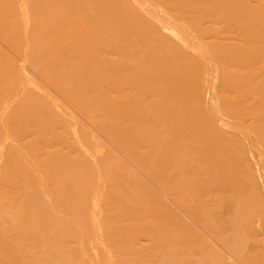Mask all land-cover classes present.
I'll use <instances>...</instances> for the list:
<instances>
[{
	"label": "rangeland",
	"instance_id": "374dc122",
	"mask_svg": "<svg viewBox=\"0 0 264 264\" xmlns=\"http://www.w3.org/2000/svg\"><path fill=\"white\" fill-rule=\"evenodd\" d=\"M20 1L22 2V4H21V2H19V0L18 1L17 0L16 1L0 0V19L4 18L3 20H0V41H1L0 42V46H1L0 47V51L2 52V53H0V86L4 87V89L6 90V91L4 90L5 93L4 92L1 93V94H4L5 96L0 94L1 95L0 96V100L3 101V102L0 101V104L3 103L2 106L5 104V109H8V110L4 109V112H1L2 110L0 111V129H1L0 133H1L2 136L4 135V133L7 134L6 137H5V135L3 136V138L5 137V139H6L5 141H7V142H8L7 136H8V138L10 136V139H17L18 140L17 142L15 140H10L8 143L4 142L3 138L0 140V156L2 154H3L2 156H4V158H1L2 156L0 157L1 160L3 159L2 161L0 160V163L3 164V165L0 164L1 165L0 166L1 167L0 170L4 169V171H6L7 174H9V176H10V177L6 178V176H8V175L5 173L6 176L3 177V178H6V180L5 179L1 180L2 178H0V182H1L0 183V193H1L0 194V213H1L0 214V218L2 219V220L0 219V264H22V263L26 264V262H28V264H38V263L39 264H44V263L45 264H55L58 261L59 262L57 264H63V263L64 264H76L77 262H80L78 264H84V263L85 264H91V263L92 264H96V263L99 264V262H100L99 260H102L100 262V264H102V263L103 264H114V263L115 264H121V263L123 264V262H124V264H138V262H140L139 264H143L142 263L143 260L146 261L148 259L154 258L153 260H149L150 263H153L152 261H156L155 260L156 258L158 260L159 255H162V253H163V252H161V250H159L161 247L160 248H158V247L162 246V248H164V244H166L168 241H170V242H168V244H166V249L167 250H163L164 251V255H162L161 259L159 260L161 262V260L164 259V261H162L163 263H158V262L155 263L154 262V264H157V263L158 264H165V262L167 263V261H166L167 259L165 260L164 256H169L168 259L171 258V255L175 256L174 254H178V253H180L182 251V248H181L182 246H183V250L184 251L185 250H190V249L192 250V251L190 250L189 252L197 251V250H200V249L205 248V247H211L212 250H210V251H211L212 255H214L213 256L214 260L207 261V264L213 263V261H214L213 264H215V261H216V263L219 262L217 264H264V228H263L264 227V167L260 166V165H263V162H264V157H263V155H264V151H263L264 150V141L260 140L261 137L264 138V136H261L262 135L261 133H263V130L262 129L259 130V131H261V133H259V135L253 136V135H251L252 133L249 134V132L242 131L243 130V129H241L242 127L238 128L240 126H244V128L246 129V127L248 125L257 124V123L260 124L259 122H262L264 120L252 121V120H257V119L256 118L252 119L253 116L248 113L246 118H248L249 116H252V117L251 118L249 117L250 120L249 119L247 120L243 116V119L244 120L246 119V123L247 124L243 123L244 125H241L243 119L239 120L240 118H238V120L241 121V123H240L238 120H236L237 118H236V114L235 113L238 114V112H240L238 115H241L242 113H241L240 110L244 111L243 109H240L239 111L235 110L236 112L233 111V109H231L230 112L226 113V111H225L226 107H225V103L224 102H223L224 104H220L221 101H216V99L215 100L214 99L213 100H211V99L209 100V98H206V97L209 96V93H211L210 91H213V90L214 91H216V90L218 91L221 88L220 87L221 80L222 81H227L229 78H231V75H229V74L228 75L216 74L217 70H221L220 68H216V66H215V68L213 67V69H210V70L206 69V71L209 70V71H207V76L209 77L208 79L212 78V79H210V81L212 83L208 84V86L211 87V90L209 89V87L206 84H202V86L198 87V89L196 90V94H197V96H199L201 98H199L198 103L192 105V107L193 106L196 107L197 105H199V102L202 103L204 105V107H205V108L202 107V109L200 110L202 115L204 117H207L208 119L214 121V124H216L215 125L216 129L222 130V128L220 129V127H217V125L221 126V127L227 125V127H223L222 131H225V136L221 137V138L220 137H216L211 130L206 129V126L203 123L200 124V128L196 129V131L191 133L193 135L199 136L200 138L204 137L203 139H206V138L210 139V143H209L210 150L214 151L219 156L224 157V161L220 162L218 160H212V161H207V162H201V163H198L199 166L198 165L197 166H192L193 169H191V168H188V169L185 168L186 170L181 169L183 171H180V169L172 167L168 171H165V172L158 171V172H160V174L157 176V178H154V181H151L150 178L148 177L149 176L148 170H146V169H144V170L141 169L140 170V168L138 170L137 169L134 170L133 168H136V166H132V164H130L128 162L130 165H128V164L127 165L129 167H131V170L128 167L129 169H125L123 173H120L119 175L116 176L114 174L115 171H113L109 167L108 162L111 161L110 158H112V156L117 157V155H115L116 153L120 154L118 152V150H117L118 148L114 144H112L111 139H109L108 136L106 137V134H103L102 131H101L102 132L101 133L100 129H98V127L95 124H93V121L90 120L92 118V116L95 118L96 114L97 115L100 114L99 116H101L103 118L100 117L101 118L100 119L97 115H96L97 116L96 118L99 119L100 122H101V120L105 119L104 118V116H105L106 119H108V120L105 119L104 123H106L110 127H114L115 124H117V121H119L115 116H113L114 114H109V112H106L101 107V105H100V107H99V105L95 106V104L100 99V97H99L100 95L98 94L97 98H94V97L99 92L98 91L99 88L100 89L105 88L103 90H100L101 92H104V90H107L106 84H105L106 82L105 83L104 82L101 83L99 78L97 79V80H99V83H101V85L104 86V87L101 86L102 87L101 88V87H99L100 85H98L96 83L97 80L94 78L92 83L89 84L90 86L86 85V87L88 86V91H89V90L94 89L95 84H97L96 85V89H94L95 91L92 92V94L89 95L88 93H84V94H87V96H91V95L93 96V94L96 93L94 95V97L91 96L93 98V100H92L91 97H88V99L90 98V100H92V103L89 102L91 104V107H89V108L93 109L94 108L93 106L96 107V109L94 108V110H92L94 112H89V114L90 113L91 114L88 115L87 112L85 113L81 109L78 110V108L76 107L75 104H74L75 107H73L72 104L68 103V101L72 100V99H69V98L68 99L67 98L64 99L62 96H60L58 94V92L56 90V87H55L56 85L61 86V87L65 86L67 88V93L69 91H71L70 93H72L73 91L76 90L75 92H78L77 94H79V96H80V94H81L80 91L83 89L81 87H84L85 84L82 85L83 84L82 82L79 83L80 80H78L79 81L78 82L77 78H74V79H72V80H74L73 82H71L72 80L70 81L72 83L71 85H67L70 82H68L67 84L61 85L62 83L67 82L66 81L67 79L70 80L69 78H72L74 76L66 78L65 81L62 80L63 78L60 79V80H62L64 82L59 81V78L57 80L53 79V76H54V74L56 72L54 68H49L48 72H51V73L47 72L48 74H50L49 76H47V77H43L42 76L43 78H45V80H44V79L39 77L40 75L38 74V72L35 69H30V65L26 66V65H28V61H26V58H24L22 56V55L27 53L26 52L27 46H28V50L27 51L30 54L28 53V54H26V56L27 55H31V52L33 50L32 48H29V46H31V47L33 46V45L29 44V43H33V42H30V40L33 39V38H31V36L33 35V33L38 34V33L42 32V31L37 32L36 29L34 28L33 23H32L34 21H37V19H38V17H36V13L39 14L38 15L39 18H41V16H43L42 14H46V15H44V16H46V18L45 17H44V19L42 18L43 19L42 22L44 24V21H45L46 22L45 25H48L47 23H50L49 21H51V18L53 19L52 21L59 20V18H60V21H61L60 23L63 24L64 21H65V18H66V16L68 14L75 15L76 12L74 10H72V9H68L67 11H63L62 13H60L58 10L55 12V11H53L55 9L54 6H51V5L50 6L47 5V7L45 5L46 8L44 7V9H46L47 11L44 10V9H43V11H40V10L37 9V5H39V7H41V6H40V4L36 3L35 0H30L29 2L28 1L23 2V0H20ZM34 1H35V3L37 5L33 4ZM64 1H66L67 5L69 7H74V6L78 5V4H75V2L76 3L79 2V1L83 2L84 0H64ZM97 1L106 2V1H110V0H102V1L101 0H97ZM82 2H79V3H82ZM140 2L141 1H139V0H129V2L127 1L124 5H125V8L129 7V8H126V9L131 10L133 12V14H135V12L138 10V8L140 9V7H139V5H141ZM17 3H18V5H16ZM147 5L150 6V3L147 4ZM9 6H11L10 7L11 9L8 8ZM34 6H35V9H37L36 12H34L35 9L32 10V8ZM214 6H216V7H214ZM24 7L29 9L30 11L25 9ZM209 7L211 9L212 8L213 9L214 8L217 9V8H221V5H220V3H214L213 4V2H212V4H210ZM12 8H14V10H12ZM52 8H53V10H52ZM22 9H24L28 13H31V15H28V13L24 14L25 11L23 10L24 11L23 12ZM40 9H42V8H40ZM13 11H14V13H12ZM15 11H17V12H15ZM234 12H236V11H234ZM234 12H232V13H234ZM33 13H35L34 14L35 16L33 15ZM23 14H24V16H23ZM90 14L91 13H89L88 16H90ZM235 14H237V13H235ZM16 15H19L20 18H18ZM49 15H51V16H49ZM54 15L58 16V17H55ZM93 15L94 14H92L91 17H87V18L90 19V18H92ZM95 15H96V13H95ZM233 15L234 14H230V13L227 14L228 22H231V20L233 18ZM27 16H31V17L28 18ZM60 16H62V17H60ZM225 16H226V14H225ZM225 16H224V18H225ZM229 16H231V17L229 18ZM7 17H9V18H7ZM14 17H17V18H14ZM10 18H12V19H10ZM32 18H33V21L30 20ZM49 18H50V20H49ZM56 18H58V19H56ZM95 18H98V17L96 16ZM8 19H10L11 22H9ZM15 19L18 20V21H14ZM20 20L24 21L22 23V25H21V23H18V22H20ZM28 20H30V21H28ZM89 21L92 22L93 20L92 21L89 20ZM89 21H88V24H90V25L94 24V23H90ZM15 22H17L16 24H18V26H16V27L20 26L19 27L20 29L18 28V29L14 30V28H12L13 26H9V25H11L9 23L14 24ZM29 22L33 26V27L31 26V28H34V32L31 33L30 39H29V36H28L29 34H27V33H30V31H32L29 28H27L28 25H29L28 24ZM51 23H54V22H51ZM60 23L57 24V25H61ZM95 23H98V22H96V20H95ZM16 24H14V25H16ZM23 24H25V25H23ZM68 24H70V23H68ZM86 24H87L86 22H81V23H78V25L74 26V27L80 29V28H82V26L83 27L87 26ZM152 24H151V26L153 27L154 24L157 25V22L154 21V23H152ZM215 24H217V25L213 26L212 22H211L209 25L210 26L212 25L214 28L212 26L211 27L213 29H215V31L217 30L216 31L217 37H220V38L222 37L225 40V38H227V36H230V37H228L229 40L226 39V41L227 40L228 41H232V40H238V39H239V41L242 40V37H240L241 35L237 36V39H236L235 35H238L237 34L238 30L235 29L234 26L229 25V24H227L225 22H222L221 24L218 22V23H215ZM90 25L87 26V27H90ZM94 25H96V24H94ZM112 26L113 27L114 26L117 27V26H119V24L118 23H114ZM48 29H49V31L48 30H43L44 32L41 35L37 36L39 38L36 37L35 39L42 40V41H40L42 44H49L52 40L54 41V39H56V34L54 33L55 31L53 29H51V28H48ZM16 30H19V31L26 30V31H23V32H26V34H23L22 31L20 33H19V31L15 32ZM74 31L76 32V30H74ZM234 31L236 32V34H234L235 33ZM12 33H14V34H12ZM232 33L234 35H232ZM2 34L11 35V38L15 34L17 36L25 35V37H23V39H21L20 37L15 36L14 39L12 40L13 43L10 44V42H8V41L11 40V38H9V36L6 37V35L3 36ZM19 34H21V35H19ZM225 35H227V36H225ZM67 36L70 37V38H68ZM67 36L64 37L63 39H60V42L63 43V41H65L66 45L63 44L62 47L68 53L69 52L68 50H70L72 47H74V45L77 44L80 41L79 39H82L81 37H83V36L81 34L80 35L79 34L75 35V33L69 34ZM49 37H53V39L49 38ZM24 38H25L24 42H26V41H29V42L23 43L22 40H24ZM231 38H234V39H231ZM18 39L21 40L22 42H20ZM46 40H49V41H47V43H46ZM68 40L69 41L71 40V41L69 42ZM4 41H6V42H4ZM16 41H18V44L21 43L20 44L21 46H22V44L24 46H22V47L18 46L17 44H15V43H17ZM220 41H222V39H220ZM223 42H225V41H223ZM72 43H73V46H69L68 45V44L72 45ZM25 44H27V45H25ZM9 46H10V48H9ZM15 47L16 48L18 47V49H19L18 50V52H19L18 54L15 51V50H17ZM66 47H68V49ZM90 48H92V49H90ZM191 48H192L191 50H193L195 47L194 48L191 47ZM30 49H32V50H30ZM63 49H62V52L64 51ZM101 50L102 49L100 48V46L96 45V46H92V47L87 48L86 51H87V53L88 52L89 53L93 52L94 55H96V54H100L102 52ZM188 50H190V48H188ZM23 51L26 52V53L22 54ZM66 51H64V54H65ZM95 51H97V52H95ZM214 51L215 50H213V52H212L213 53L212 54V58L213 59H215L216 56H217V54ZM67 53H66V56H67ZM62 56H63V54H61V56H59V57L63 59ZM9 57L12 58V59H10ZM40 58H44V57H40ZM45 58H46V60H48L47 56ZM12 60L14 62V65H11V64H13ZM41 60L42 59H40L39 61L42 62ZM209 60H207V61H209ZM43 61H45V59ZM21 62L24 65H22ZM52 62H56V61H52ZM52 62H51L50 67L53 66ZM25 63H26V65H25ZM78 63H80V64H76L77 66L74 65L75 68L72 67V68H70L71 70L68 69L67 72H68L69 75H75L77 77L78 74H82V73L77 72V70L80 71V72L82 71L81 70L82 66L80 67L79 65H83V63L80 62V61H78ZM8 64H9V66H7ZM54 64L56 65L57 62L54 63ZM188 64L189 63L186 62L185 66L186 67L189 66ZM19 65H21L20 68L23 67V69H25V72L23 74H21V75H19V74L22 73L23 69H19V73H17V74L15 73V71L16 72L18 71ZM2 66H3V68H2ZM14 66H18V68L14 67ZM10 68H13V71ZM31 68H32V66H31ZM72 69H76V70H74L75 71L74 73H72L73 72ZM10 70L14 73V74L10 73L11 76L12 75H16L17 77H19V78L15 79L16 83L13 84V85H15L14 86L15 88H13V86L10 87V85H12L11 82H15L14 78L16 77V76L14 78L11 77L12 81H10L11 78L10 77L8 78V76H9L8 72ZM212 71H214V74H210V72L212 73ZM48 74H46V75H48ZM86 74H87L86 76H88V73H86ZM215 74L217 75V78H214V77H216ZM102 77H103V75H102ZM20 78H21V82H24V83H21L20 85L29 88V89H27V88L23 89V88L20 87L21 89L25 90V91H22V93L24 92L23 94L21 93V91L18 90L20 88H17V87L20 86V85H18L19 84L18 82H20ZM55 78H56V76H55ZM195 78H198V76H195ZM22 79H23V81H22ZM213 79H215L216 82H214ZM102 80H105V79H102ZM34 81L37 84L40 83L37 86V90H38V87L41 86L40 89L42 90V92L44 90V92H43L44 94L43 93H40V94L35 93V91H36L35 88L36 87L33 86V84L36 85V83H34ZM5 82H10V84L9 83H5ZM217 82H219V84H216ZM31 83H33V84L31 85ZM53 83H56V84H53ZM93 83H95L94 86H92ZM78 84H81V86L79 87ZM215 85H217V87H218L217 89H216ZM91 86H92V88L90 89L89 87H91ZM9 87L11 89L13 88V90L9 89ZM33 87H35V88H33ZM207 87H208V89H207ZM78 88H79V90H78ZM15 89L19 91V95L16 94V93H18V91L16 93L14 92ZM7 90H8V92L11 90V93L8 94ZM46 90H48V91H46ZM208 90H210V91H208ZM96 91H98V92H96ZM108 91H106V92L109 93ZM221 91H223V90L221 89ZM75 92H74V95L76 94ZM81 92L83 94V92H87V90L84 89V91H81ZM218 92H219V94H221L220 91H218ZM49 93H51V94H49ZM89 93H91V92L89 91ZM173 94H174L173 92H168V93L159 95V98H161L163 100L164 99H169L170 97L173 96ZM227 94H229V93H227ZM7 95H10L9 97H13L12 104L9 103V101H7V100H11L12 99V98L10 99L9 97L7 99L6 98ZM13 95H16V96H13ZM2 96H4V97L2 98ZM77 96H75V97L72 96V98L73 97L75 99L79 98V96L78 97ZM230 96H232V95H230ZM36 97L38 98L37 99L38 101L36 100ZM63 100H65V101H63ZM7 102L10 105L7 104ZM204 102H205V104H204ZM39 103H41V104H39ZM59 103H61V105ZM234 103L235 102H233V104ZM6 104L8 105L9 108L6 106ZM19 104H21V105H19ZM50 104H52V105H50ZM63 104H65V105H63ZM221 105L222 106L224 105L223 108H222ZM46 106L47 107L49 106L50 108H45ZM51 107L54 108V109H51ZM0 108H1V106H0ZM66 108H68L70 110H66ZM89 108L88 109L86 108V110L90 111L91 109L89 110ZM46 109H47L48 112L45 111ZM60 109H62V110H60ZM10 110H12V111H10ZM53 110H55L58 113H56V112L53 113ZM64 110H66V114H65V112H63V114H64L63 115L62 111H64ZM99 110H100V112H98ZM7 111L9 113H7V115H5L6 114L5 112H7ZM28 111H30V112H28ZM36 111H38L40 113L42 111V113L44 114V117L47 116L48 114H50L47 117H45V119H47V118L50 119V120L52 119L51 122L54 123V125H52L54 127H51L50 125H48V121L49 120H45V122H44V119H41V116L43 114L42 115L40 114V116L38 118L40 120L38 121L37 117H38L39 113L36 112ZM43 111L45 113H48V114L45 115V113ZM49 111H51V113ZM245 111H246V109H245ZM245 111L243 112V115L245 114ZM14 112H15V114H14ZM59 112H60V115H59ZM95 112H97V113L95 114ZM33 113H35V114H33ZM36 113H38V114L36 115ZM52 113L54 115H52ZM74 113H75V115H74ZM206 113L208 115H210V116L208 117V115ZM227 114H229V116ZM29 115L31 117L33 115L35 118H33V117L30 118ZM234 115H235V117H232ZM51 116H53V117L51 118ZM69 116H70L71 119L69 118ZM90 116H91V118H90ZM20 117H22V118H20ZM64 117H68L69 120H72V121L69 122V120L65 119ZM238 117H240V116H238ZM261 117H264V116L262 115ZM26 118H28V119H26ZM257 118L258 119H264V118H259V117H257ZM34 119H37V120H34ZM75 119H76V122H78V123L74 122ZM87 119H89L90 122L87 121ZM111 119H114L115 121H113ZM176 119H177V115L170 117V120H176ZM24 120L25 121L27 120V121L25 122ZM66 120H67L69 125H67V123L64 124V122H66ZM31 121H33V122H31ZM35 121H37V122H35ZM56 122H57V124H55ZM113 122H115V124ZM235 122H237V124H238L237 125L238 127L235 128V129L238 128L237 129L238 131L233 129L236 126ZM37 123H39V124H37ZM59 123H60V125H58ZM70 123H72V125L76 126V127L78 125H80L81 123H83V124H81V127H82L83 131H80L81 129H79L81 127L74 128V129H76V131L74 129H71ZM90 123H92V125H90ZM101 123H103V122H101ZM219 123H221V124H219ZM222 123H224V124H222ZM262 123L264 125V122H262ZM49 124H51V123H49ZM75 124H78V125H75ZM232 124H234V125L232 126ZM35 125H37L38 128H33V127H36ZM43 125H45V126H43ZM56 125H58V126H56ZM66 125L68 127H66ZM229 125H231V128L229 127ZM257 125L256 126L255 125H253V126L250 125L254 129L256 128L254 132H256L258 130L257 127L258 128H259V126L262 127L261 124L258 125V126ZM39 126H41V127H39ZM47 126H49L51 128H49ZM64 127L66 129H64ZM224 128L230 130V131L227 130L230 133H228L226 130H224ZM112 129H114V128H112ZM35 130H37V131H35ZM233 130H235V131H233ZM8 131H10V132H8ZM73 131H75L76 134ZM231 131L232 132H236L237 131V132L236 133H231ZM259 131H257V132H259ZM77 132H81L83 134V137H82V134H79L77 136V134H78ZM179 132H180L179 129L174 130L172 135H175V134H177ZM239 132H240V134H239ZM244 132L246 134H244ZM24 133H26V134H24ZM226 134H228V135H226ZM236 134H238L239 136L236 135ZM16 135H18V136H16ZM11 136L13 138H11ZM58 136L61 137V139L59 138L57 140L56 137H58ZM103 136H105V137H103ZM153 136L155 137V135H152L150 137H153ZM259 136H261L260 139L258 138ZM34 137H36V138H34ZM52 137H54V138L51 139ZM86 137H88V138H86ZM249 137H250V140H249ZM38 138H39V140H38ZM77 138L79 139L78 141H77ZM80 138H81V140H83V142L79 143V141H81ZM127 138L128 139L125 141V146L128 149L133 150V149H137L138 147L145 146L143 141L140 140V139H136V138H133V137L132 138L127 137ZM174 138L176 139L177 142L175 140H167V141L163 142V141H159V140L157 141L156 139L153 138L154 141H157V142L149 141V143L151 145H153L152 146L153 148H156V149L160 150L162 153H166V154L168 153L172 157L173 162H175L174 164H175V167H176V163H177L176 160H180L182 158L184 159V156H187L191 152V148L188 147L187 144L180 142L176 137H174ZM226 138H228V140H226ZM232 138H233V140H232ZM243 138L245 139V141H243ZM87 139H89V140L87 141ZM47 140H49V141H47ZM253 140H255V141H253ZM69 142H72V143L70 144ZM77 142H78V144H77ZM158 142H160V143H158ZM21 144H23L22 146H24V148L21 146ZM160 144L162 145V147L159 146ZM76 145H78V146H76ZM17 146H19V147H17ZM45 146H47V147H45ZM109 146H110V148H107ZM155 146H157V147H155ZM39 147H41V148H39ZM79 147L81 149H83V150L79 149ZM32 148L33 149H37L38 148V150H33ZM114 148H116L117 152L114 151ZM103 149L105 151H103ZM28 150H30V151H28ZM79 150H81L82 152L83 151L84 152L87 151L88 153H85L87 155H85L83 153V155H85V156H89V154L92 151L93 156H94L93 157L92 154H91V157H93L92 159H94L96 156H98L99 159H100V163L104 162L103 165H105V164L106 165L102 166L100 169H97L95 171H94L93 167H92L91 170L87 169V171H85L86 170V164L88 163V161L90 160L91 157L90 158H88V157L86 158L85 156H81L82 158H76L75 160L78 161V162H80V161L84 162V161L88 160V161H86L84 163L85 170H82V171H84V173H86L88 171H92L90 173L94 172V173H96V174H94L96 176L90 175L91 178H89L90 177L89 176L88 177L89 180H85L83 178V182L84 183H82V186L83 185H85V186L84 187L80 186V189L84 190V188H85V191L84 192H80V190L79 191L78 190L74 191L76 193V196H74L73 199L70 200L66 196L64 190H63V192H62L63 194H61V196H60V191L57 194V192L54 191V190H56L55 188L57 187L58 184H62V183H60V181L63 182L62 180H63V178L65 176L68 175V176L71 177V175H69L67 172L71 173V169H72V171H75L74 169H76L79 166V164H81V162L80 163H78V162L77 163H72V161H74V157L75 156L78 157L79 155H82V154H80L82 152L81 151L79 152ZM111 150H113L112 152H115L114 155L111 152ZM145 150H146V148H145ZM16 151H18L17 154H16ZM47 152H48V155L46 154ZM50 152H52L53 155L54 154H57V155H55L53 157L52 154L49 155ZM73 152H75V154H73ZM101 153L102 154L109 153V155H112V156L107 157L108 156L107 154H106L107 156H105V155H102ZM162 153L159 154V157L162 156ZM12 154H13V156H12ZM95 154H97V155H95ZM17 155H19V156H17ZM51 155H52V157L54 159H57V160H55V162L45 161V160L51 158V157H49ZM259 155L261 156L260 159H258L259 157L258 158L255 157V156H259ZM65 156H66L67 159L64 158ZM178 156H179V159H178ZM57 157H59V158H57ZM84 157H85V159H84ZM120 157H121L120 158L121 160L124 159V157L121 156V154H120ZM72 158H73V160H72ZM58 159H60V160H58ZM255 159L258 160V161L256 162ZM51 160H53V159H51ZM4 161H7V162H4ZM40 162L43 163V164L39 165L38 163H40ZM45 162L49 166H52L53 168H55L57 171L55 169L52 170L51 169L52 167L48 166L49 169L46 168L47 171L45 173V169H44V166L46 165ZM68 162L72 163V166L75 165L76 167L75 166L74 167L70 166V163H68ZM261 162H262V164H259ZM7 164H8V166H7ZM53 164H54V166H53ZM57 164H59L60 166H57ZM245 164H246V166H245ZM24 165H26V166H24ZM36 165H38L39 168H42V170H44V174L45 175L43 174V172L41 170H39V171L37 170L38 167H36ZM193 165H195V163ZM82 166L83 165H81V167ZM144 166H146L147 168H150V170H152V169H156L157 170L156 163L154 162L153 159H150V158L146 159L144 161ZM252 166H254L253 169H252ZM61 167H63V168L60 169ZM70 167H72V168L69 169ZM81 167L80 168L78 167L79 169L77 168V170L82 169ZM256 167H258V168H256ZM261 167H263V168H261ZM87 168H89L88 165H87ZM20 169H21V171H20ZM61 170L62 171H66L67 174L64 175L65 172H61ZM128 170L131 171V172H129ZM18 171L20 172V175H19ZM23 171H27L28 175H29L30 172H32L31 174L32 175L34 174V178L31 177V179H30V178L24 177L26 172H23ZM50 171H51V173H50ZM122 171H119V172H122ZM126 171H128L127 173L129 175L126 173ZM184 171H187V173L184 172ZM40 173L43 174L45 177L44 176L41 177ZM74 173H76V172H74ZM74 173L72 175H74ZM77 173L79 174L78 171H77ZM80 173H81V170H80ZM84 173H81V176ZM90 173L88 172L87 174H90ZM101 173H103V175ZM87 174H84V175H87ZM185 174L190 175V176H187ZM11 175L16 176L15 180L13 179L14 177L11 176ZM38 175H40V176H38ZM60 175H62V176H60ZM77 175H74V176H77ZM138 175L141 176V177H140V180H137L139 184H137V187H136V183L137 182L135 183V181H133V180H136L135 177H137L139 179ZM203 175H206V176L201 177ZM74 176H72V177H74ZM79 176H80V174H79ZM101 176L105 178L104 179L105 181L102 180L103 178L101 179ZM145 176H147V177L145 178ZM38 177H41V178L36 180V178H38ZM57 177H61L62 179L61 178L58 179ZM70 177H66V178L69 179ZM56 178L59 181L58 180L56 181ZM106 178H108L109 180H107ZM112 178H114V179H122L123 178V180H126L125 181L126 183L123 184L124 187H121V186L120 187H116V190H115L114 186H112L111 184H108L110 182V179H112ZM147 178H149V179H147ZM175 178L178 179V180H176ZM182 178L183 179L185 178L184 184H182V185H184V186H182L184 188L181 187L180 190L178 191V193H173V192L168 191L166 189L167 186L173 185V184H175V182H178V181L183 182ZM187 178H189V179H187ZM42 179H44V180H42ZM74 179H76V177H74L73 180ZM92 179H95V182L96 181L97 182L95 183ZM98 179L102 180L103 183L105 182L108 185L106 186V184H105V186H106L105 188H104V185H101L104 188V190L102 191L103 192L102 193L103 197H99L98 198V204L99 205L102 204V207L100 208L98 206L99 210H98V212L96 214H94L93 211H90V210H92V208H89L86 204H84L83 194L82 193H84V195L86 194V195H90L91 197H93V193H96L95 192L96 189L99 188V184L100 183H99ZM22 180H25L26 182L22 181ZM39 180H40V182H39ZM51 180L53 181V183H52ZM64 180H67V179H64ZM45 181L46 182L48 181V182L45 184ZM55 181L58 182V184ZM86 181H88L87 184H86ZM185 182H186V184H185ZM128 183H130V184L128 185ZM38 184H40L39 185L40 187L38 186ZM55 184H57L56 187H55ZM134 185H135V187H134ZM201 185H202V188H200ZM52 186H54L55 188L52 189L53 188ZM74 187L75 186L70 184L66 188V190H68L69 188H70V190L72 188L74 190H76L77 188H74ZM58 188H60V187H58ZM136 188H138V189H136ZM117 189L119 191H117ZM183 189L185 191H183ZM206 190L208 191V193L209 192L210 193L213 192V193H211V195H209L210 193L207 194ZM53 191L56 192L54 197H53V193H54ZM112 192H114V193H112ZM118 192L119 193L121 192L122 194H120V196H117V195H119ZM214 192H215V194H214ZM260 192L262 193L263 197H262ZM98 193H99V191H98ZM172 194H175V195L173 196ZM212 194H214L213 197H212ZM56 195H58V196H56ZM62 195H64V196H62ZM99 195H100V193H99ZM180 195L183 196L182 199H181ZM200 195H202L203 198ZM195 196L196 197L197 196L201 197L202 199H204V201L206 199H209V200L210 199H214V200L210 201L211 203H209L208 200H206L205 203H199L198 204V202L200 200L201 201H203V200L201 198L197 197L198 200L194 201L195 199H192V198H196ZM56 197H58V199ZM78 197L81 199V200H79L80 202H78V200H77ZM121 197H123V198H121ZM217 197L219 198V200H217L218 199ZM54 198H56V199H54ZM107 198L110 199V200H107ZM176 198H179L181 200L183 209H180L178 207V205L176 204V202H173V201L176 200ZM47 199H50V200H47ZM100 199L103 200L104 202L101 203ZM125 199H128V200H125ZM9 200H11V201H9ZM53 200L57 201V202H54ZM129 200H131V202H129ZM116 201H118V204H117ZM126 201H128V202H126ZM159 201H161V202H159ZM182 201H184V202H182ZM193 201H194V203H192ZM60 202H62V203H60ZM119 202L122 205V207L119 204ZM151 202H156L158 204L159 208H161L159 214H157L158 216L155 215V214L154 215L153 214L147 215V213H145L141 209V207L140 208L138 207L139 204L151 203ZM171 202L173 204L174 203L175 204L172 205ZM185 202H189V203H185ZM195 202H197V203H195ZM11 203H12V205H11ZM20 203H21V205H20ZM125 203L127 204V206H126ZM130 203H132V205ZM213 203H215V204H213ZM46 204H48V205H46ZM55 204H57V205H55ZM114 204H115V207L111 206V205H114ZM202 204H204V206L206 205V207H204ZM26 206H28L30 208H28ZM211 206H214V207H212L214 209H212ZM15 207H16V209H15ZM84 207H86V208H84ZM116 207H117V209H115ZM191 207L193 209H191ZM202 208H204V209H202ZM84 209L86 210V212L84 211ZM110 209H111V211H110ZM13 210H15V211H13ZM87 211H88V213H87ZM84 212L87 213V214H85ZM90 212H92V213L90 214ZM208 212H210V213H208ZM126 213H128V215ZM76 214H78V215H76ZM187 215L190 216V217H188ZM208 215H209V217L211 216V218H207ZM6 216H8V217H6ZM88 216H89V218H88ZM73 217H75L76 219H74ZM98 217H100V218H98ZM127 217H129V218H127ZM131 217H133V218H131ZM9 218H10V220H8ZM37 218H39V219H37ZM46 218H48L49 220L46 219ZM176 218H178V219H176ZM34 219H37L38 221L35 220L37 222H41L42 221L41 222L42 224L40 223V225L43 226V224H44L43 229H41L40 231H39L40 228L39 229L37 228L36 230H34L32 228H27V229L23 230V228L25 226L23 227L22 223H24V225L28 224V226H30L29 224L34 225L35 224L34 223L35 221H33ZM40 219H42V220H40ZM73 219L76 222H73ZM118 219H121V220H118ZM123 219L124 220L125 219L126 220L129 219V221L128 222H126V220L122 221ZM133 219H135V221ZM137 219H139V221ZM157 219L159 220V223H156V222H158ZM161 219H162V221H161ZM193 219L195 221H193ZM46 220H48V222L50 224H48V222ZM152 220L155 221L154 222L155 224H159L158 225L159 228L161 226L160 223H162V224L164 223L165 225L169 226V227L167 226V228H169V229H164L163 228L165 231H161V230H163L162 228L160 230V229H158V226L155 227L156 225L155 226L153 225L155 228L150 230L151 228H149L148 226H151L152 224L149 225L150 223H148V222L152 221ZM113 221H115V222H113ZM118 221H122V222H118ZM7 222H9V223H7ZM37 222H36V224H37ZM116 222H118V223H116ZM146 222L148 223V226L145 225ZM15 223H17V226H16ZM9 224H11V225H9ZM208 224H210V225H208ZM119 225L129 226V229L125 228L124 231H126V232H124L123 230H120L119 233H118V229H120V228H116L117 230L114 231L113 228L116 227V226H119ZM131 225H134V226H131ZM172 225L178 226L179 229L182 230L181 233H180V231L176 232L175 229H177V227H172ZM215 225H217V226H215ZM20 226H21V229L19 228ZM45 227H47V229ZM101 227H103V228H101ZM171 227H172V229L173 228H175V229H173V231H172V230H170ZM11 228H14L15 230L11 229ZM144 228H147L148 232L153 231V233L149 234L150 236H148V234L143 233L144 231H147ZM28 229H30V230H28ZM48 229L51 230V231H48ZM126 229H128V230H126ZM96 230H102V232L104 233L102 237H104L105 241H102V245L99 246V248L101 247L102 249H98L97 248L99 251H101L100 254L97 255L98 258L96 257L95 259L92 258V259L88 260V259L84 258V256L86 257V254L85 255H81L82 252H80V251H81V246L82 245H79V244H82V243H79V241H77L78 243L74 242L75 240L71 239V237L73 236V237H75L76 240H78L79 236H81L82 239L86 240L85 237L86 236L87 237L90 236L91 233L92 232L94 233ZM155 230H157L158 234L154 233ZM12 231H15V232H12ZM23 231L25 233L28 232L27 233L28 235L23 233ZM29 231H31L32 234ZM43 231H46V233L43 232ZM56 231H59V232H56ZM65 231H66V233H65ZM38 232L39 233L42 232V235H40ZM87 233L89 235H87ZM121 233H124V234H121ZM176 233H178L177 234L178 236H176ZM20 234H23V235H20ZM54 234H56V236H54ZM60 234H62V235L59 236ZM141 234H142V237H140ZM153 234L157 235L155 237L154 241H156L159 246L155 247V245L157 244L156 243L155 245H152V247L154 246L155 249L158 248V250L161 252L160 254L157 253L159 251L155 252V253H157L156 254L157 257H154L155 255L154 254L152 255V253L150 252V250L152 251L154 249V248L150 249L151 246L142 249V251H140V250L136 251L137 250L136 249V250L133 251L132 254H130V255L128 254V256L123 254V252H125V250L127 251V247H128V250L130 249V247L132 248L133 246H135V244H136V247H139V244H137V243H139L141 241L146 243V244H148V246H149L150 245L149 243L154 242V241H151V240L149 241L147 239L148 240V242H147L146 238H147V236L149 238H151V236L152 237L155 236ZM170 234H173V235H170ZM12 235L14 237H11ZM138 235H140V236H138ZM145 235H147V236H145ZM62 236H64V237H62ZM69 236H71V237H69ZM175 236H176V239H174ZM179 236H180V239H179ZM76 237H78V238H76ZM132 237H133V239L136 238L135 241H133ZM144 237H146V238H144ZM169 237H172V239L169 238ZM181 238H184V240L181 239ZM28 239H30V240H28ZM138 239H140L141 241H139ZM85 240H83V241H85ZM106 240H107V242H106ZM179 240H183V241H179ZM100 241H101V239H100ZM160 241H162V242H160ZM24 242H25V244H24ZM62 242H65V243H62ZM131 242H134V243L130 244ZM171 242L173 243V245L170 244ZM175 242H176V245L178 243H179L178 245H182V243H183V245L181 247L179 246L180 249L177 248L178 245H177L176 249H173V247L175 245ZM185 242H186V245L184 244ZM74 243H76V244H74ZM85 243H86V241H85ZM105 243H107V244H105ZM205 243H207V244H205ZM15 244H17V245L20 244V245L17 246ZM98 244H100V243H98ZM151 244H153V243H151ZM83 245H85V244L83 243ZM123 245H125L126 247H124ZM198 245H200V246H198ZM25 246H27V247H25ZM78 246L80 248H78ZM28 248L31 251L28 250ZM168 248H170L172 250H168ZM61 249H66V250L63 251ZM115 249H117L118 251L115 250ZM139 249H141V248H139ZM177 249L181 250V251H177ZM122 250H124V251H122ZM130 250H133V249H130ZM156 250H154V251H156ZM174 251H176V252L174 253ZM219 251H221V252H219ZM59 252L63 253L65 256L63 257L62 254H60ZM119 252H121V253H119ZM136 252H137V254H136ZM144 252H145V254H144ZM165 252H168V253H165ZM186 252H188V251H186ZM186 252H184L183 254H185ZM16 253H18V254H16ZM73 253H75L74 256H73L74 258L72 257ZM117 253L119 254V256H118ZM32 254H34V255L32 256ZM50 254H51V256H50ZM56 254H57V256H56ZM67 254H69V256ZM76 254H79L78 257H75V256H77ZM121 254L126 256L125 260H120L121 258L124 259L123 257H125V256H123ZM218 254H220V255H218ZM52 255H53V257H52ZM60 255H61L62 259L60 258ZM114 255H115V257H114ZM120 255H121V258H119ZM141 255H143V257ZM179 255H182V253L178 254L176 256H179ZM23 256H25V257H23ZM70 256H71V261H70ZM188 256H189V254L186 256V258L184 256L183 259H185L187 264H192V262L189 261V259L191 257L190 256L188 257ZM240 256H242V258ZM21 257H23L25 259L22 260ZM38 257H39V259H38ZM47 257H49V258H47ZM50 257L52 258V261L48 260V259H50ZM54 257H55L56 260L54 259ZM139 257H142L143 259L139 258ZM196 257L197 256H195V259L192 257V259L193 260H197ZM226 257H227V259H226ZM41 258H43V259H41ZM82 258H84V259H82ZM86 258H89V257H86ZM116 258H118L119 261H117ZM40 259L43 260V261H41ZM176 259L177 260L179 259V261L181 259L180 263L183 262L182 258H180V256L177 257ZM215 259H218V260H215ZM230 259H231V261H230ZM32 260L33 261L36 260V261L29 262V261H32ZM53 260H55V261H53ZM86 260H87V262H86ZM49 261H51L52 263L49 262ZM81 261H83V262L85 261V262L81 263ZM131 261H133V262H131ZM174 261L177 263L176 260H174ZM171 262H173V261H171ZM242 262H244V263H242ZM167 264H170V261H168ZM182 264H184V263H182Z\"/></svg>",
	"mask_w": 264,
	"mask_h": 264
},
{
	"label": "bare ground",
	"instance_id": "6f19581e",
	"mask_svg": "<svg viewBox=\"0 0 264 264\" xmlns=\"http://www.w3.org/2000/svg\"><path fill=\"white\" fill-rule=\"evenodd\" d=\"M12 1H16V0H12ZM25 1H28L29 2L30 0H23V2H25ZM35 1H36V3L40 4L41 7H39V5H37L35 3ZM35 1H34L33 4L34 5H37V9L40 10V11H43L45 5H46V7H47V5H49V6L51 5V6H54L55 9L53 10V8H52V10L55 11V12L58 10L60 13H62L63 11H67L68 9H72V10H74L76 12V14L75 15L68 14L66 16L65 21H64L63 24L60 23L61 22L60 21V18H59V20L52 21L53 19L50 17L51 18V21H49L50 23H47L48 25H45L46 22L44 21V24H43L42 20L44 19V17L46 18V16H44L46 14H42L43 16H41V18H39V16H38L39 14L36 13V17H38V19H37V21H34L32 23H33L34 28L36 29L37 32H40V31H42V32H40L38 34L33 33V35L31 36V38H33V39H31L30 42H33L34 43V44L33 43H29V44L33 45L32 47L29 46V48H32L33 49V50L30 49V50H32V52L30 51L31 52V55H27L26 56V54L29 53L27 51L28 50V46H27V49H26V52L27 53L24 52V51L22 52V54L23 53H26V54H24L26 57L24 55H22V54L21 55L24 58H26V61H28V65H26L27 62L25 63V65L26 66H29L30 65V69H35L38 72V74L40 75L39 77L42 78V79H44V80H45V78H43V77H47V76L50 75L48 73H51V72H48L49 68H54L55 69L56 72H55V74L53 76V79H56L57 80L59 78V81H62V80L65 81L66 78H69L71 76H74L72 78H69L70 80L67 79L66 80L67 82L62 83V84L60 83V84L61 85L67 84L72 79L77 78V81L80 80V82L78 81L79 83L82 82L83 83L82 85L85 84L84 87H81V88H83L81 91H84V89H86L87 92H83V94H82V92L80 91V93L82 94V95L80 94V96H81L80 97L79 94H77L78 92H75L76 90L75 91L72 90L73 91L72 93H70L71 91L68 90L69 92L67 93V88L65 86L64 87H61V86L56 85L55 86L56 87V90H57V92H58V94L60 96H62L64 99L65 98L72 99V100H69L68 103L72 104L73 107H75V105H76V107L78 108V110L81 109L85 113L87 112L88 115L91 114V113L89 114V112H94L92 110H94V108L96 109V107H95L96 105H99V107L101 105V107L106 112H109V114H114L113 116H115L119 120V121H117V124H115V122H113L115 124L114 127H110L109 125H107L106 123H104L105 122L104 120L106 119L105 116H104L105 119L104 120H101V122H103V123H101L100 120L96 118L97 116L99 118L101 117V116H99L100 114H98V115L96 114L97 112H95V114L97 115V116L95 115V118L93 116L91 118V116H90V118H91L90 120L93 121V124H95L98 127V129H100V132L102 131L103 134H106V137L108 136L109 139H111L112 144H114L118 148L117 149L118 152L125 159V160L124 159L121 160L120 159L121 158L120 157V154H118V153L115 154V155H117V157H114L112 155H109V153H106L108 156L106 154H102L103 152L101 153L102 155H105L107 157L112 156V158H110L111 161L108 162V165H109V167L113 171H115L114 174L116 176L119 175L120 173H123L125 169H129L130 168V170H131V167H129L128 165L132 164V166H136V168H133L134 170H136V169L138 170L139 168H140V170L141 169L148 170V173H149V176L148 177L150 178L151 181H154V178H157V176L160 174V172H158V171L165 172V171H168L172 167L177 168V169H180V171H183V170H186L185 168H187V169L188 168L193 169L192 166H197L198 163H201V162H207V161H212V160H218L220 162L224 161V157L219 156L214 151H211L210 150V147H209L210 146L209 145L210 139H207V138L206 139H203L204 137L203 138H200L197 135L191 134L192 132L196 131V129L200 128V124L203 123L206 126V129L211 130L216 137H220L221 138V137H224L225 136V131H222V130H223V127H227V125L226 126H222V127L217 125V127H220V129L222 128V130L216 129L215 128V125L216 124H214V121H212V120H210L207 117H204L202 115V113L200 111L202 109V107H204V105L202 103L199 102V105H197L196 107L195 106L192 107V105L198 103L199 98H201V97L197 96V94H196V90L198 89V87L202 86V84H206L208 86V84H211L212 83L210 81V79H212V78L208 79L209 77L207 76V71H209L210 69H213V67L215 68V66H216V68H220L221 69V70H217L216 71V74H221V75H228L229 74V75H231V78H229L227 81H222L221 80V82H220V87L221 88L218 90V91L221 92V94H219V92L217 90L214 91L212 89L214 92L213 91H210L211 90V87L208 86L209 89H210L208 91H210L211 93H209V96L206 97V98H209V100L210 99L211 100H213V99L215 100L216 99V101H221L222 103L220 102V104H224L225 103V107H226L225 108L226 109L225 111H226V113L227 112H230L231 109H233V111H235V110L239 111L240 109H243L245 111V109H246L244 115H243V112L244 111H242V110H240L241 113H242L241 115H238L240 112H238V114L235 113L236 111L234 112L236 114V118H237L236 120H238V118H240L239 120H242L243 119V116L246 118L248 113L253 116V117L252 116H249L250 118L252 117V119L253 118L254 119L255 118L257 119V120H252V121H261V120H264V119H258L257 118V117L264 118V117H261L262 115L264 116V0H139V1H141L140 4L141 5L143 4V5L142 6L139 5L140 9L138 8V10L135 12V14H133V12L131 10L126 9V8H129V7H126L125 8V5L124 4L127 1L129 2V0H110V1H106V2H99L97 0H84L83 2L82 1H79V2H82V3H79V2L76 3L75 2V4H78V5H76L74 7H69L67 5L66 1H64V0H35ZM19 2H21V1L19 0ZM212 2H213V4L214 3H220L221 8H217V9L216 8H214V9L212 8L211 9L209 6H210V4H212ZM149 3H150V6L147 5ZM21 4H22V2H21ZM16 5H18V3ZM10 7L11 6H9L8 8L11 9ZM214 7H216V6H214ZM40 8H42V9H40ZM25 9H27V8H25ZM33 9H35V6L32 8V10ZM37 9H35L34 12H36ZM12 10H14V8H12ZM23 10L24 9H22V11ZM27 10H29V9H27ZM44 10H46V9H44ZM234 11H236V12H234ZM15 12H17V11H15ZM232 12H234V13H232ZM12 13H14V11ZM26 13H28V12L25 11L24 14H26ZM89 13H91L90 16H88ZM95 13H96V15H95ZM228 13L235 15V16L233 15V18H232L231 22H228V20H227V14ZM235 13H237V14H235ZM24 14H23V16H24ZM34 14L35 13H33V15ZM92 14H94L92 16V18H90V19L87 18V17H91ZM225 14H226V16H225ZM28 15H31V13H28ZM16 16L18 18H20L19 15H16ZM49 16H51V15H49ZM96 16L98 18H95ZM224 16H225V18H224ZM231 16H229V18ZM17 17H14V18H17ZM27 17L29 18L31 16H27ZM55 17H58V16H55ZM60 17H62V16H60ZM7 18H9V17H7ZM12 18H10V19H12ZM50 18H49V20H50ZM3 19L4 18H1L0 20H3ZM10 19H8L9 22H11ZM56 19H58V18H56ZM30 20L33 21V18L30 19ZM30 20H28V21H30ZM89 20H91V21L93 20V21L90 22ZM95 20L98 23H95ZM14 21H18V20L15 19ZM88 21L90 23H94L96 25H94V24H91L90 25V24H88ZM154 21L157 22V25L154 24V26L152 27L151 24L154 23ZM23 22H24L23 20H20V22H18V23H21V25H22ZM51 22H54V23H51ZM81 22H86L87 23L86 25L87 26L90 25V27H87V26L83 27L82 25H81L82 28H80V29L74 27V26H77L78 23H81ZM211 22H212V25L213 26L214 25H217L215 23H218V22L220 24L222 22H225V23H227L229 25L234 26L235 29L238 30V33H237L238 35H235L236 36V39H237V36H240L241 35L240 37H242V40H241L242 42L239 41V39L238 40L228 41L229 40L228 37H230V36H227V35H225V36H227V38H225V40L222 37L221 38L220 37H217V33H216L217 30L215 31V29H213L214 27L211 25L213 27L212 28L209 25ZM16 23L17 22H15L14 24H16ZM59 23L61 25H57ZM68 23H70V24H68ZM114 23H118L119 26H117V27L114 26L113 27L112 25ZM9 24H11L9 26H13L12 28H14V30L15 29H18L20 27V26L19 27H16V26H18V24H16V25H14L12 23H9ZM28 24L29 25H28L27 28H29L30 30H32V31H30V33H27V34H29L28 36H29V39H30V35H31L32 32H34V28H31L32 24L30 22ZM23 25H25V24H23ZM48 28H51V29H53L55 31L54 33L56 34V39H54V41L52 40L49 44H42L40 42L42 40H38V39H35V38L37 36L41 35L44 32L43 30H48L49 31ZM74 30H76V32ZM18 31L19 30H16L15 32H18ZM21 31H19V33ZM23 31H26V30H23ZM72 33H75V35H77V34L80 35L81 34L83 37H81L82 39H79L80 41L77 44H75L74 47H72L71 49L69 48L70 50H68L69 52L67 53V51L65 49H63V47H62L63 44L66 45L65 44V41H63V43H61L60 42V39H63L64 37H66L67 35L72 34ZM7 34H2V35L3 36L6 35V37L9 36V38H11V35H7ZM12 34H14V33H12ZM23 34H26V32H23ZM234 34H236V32ZM234 34L232 33V35H234ZM19 35H21V34H19ZM15 36H17V35L16 34L13 35V37L11 38V40L8 41V42H10V44L13 43L12 40L14 39ZM17 37H20L21 39H23V37H25V35H23V36H17ZM37 38H39V37H37ZM49 38H52L53 39V37H49ZM68 38H70V37H68ZM220 39H222V41H220ZM226 39H228V40L226 41ZM231 39H234V38H231ZM19 41L20 42L23 41V43L29 42V41L24 42L25 41V38H24V40H22V41L19 40ZM47 41H49V40H46V43H47ZM223 41H225V42H223ZM4 42H6V41H4ZM16 42L17 43H15V42L14 43L17 44L18 46H20V47L24 46L23 44L21 46L20 45L21 44L20 42H19L20 44H18V41H16ZM25 45H27V44H25ZM68 45L69 46H73V43H72V45H70V44H68ZM96 45L100 46V48L102 49L101 50L102 52L100 54L94 55L93 52H90V53L88 52L87 53V51H86L87 48L92 47V46H96ZM191 47H193V48L195 47V48L193 50H191L192 49ZM9 48H10V46H9ZM66 48L68 49V47H66ZM188 48H190V50H188ZM16 49L17 50H15V51L18 54L19 53L18 52V50H19L18 47ZM62 49L64 51H66L65 54H64V51L62 52ZM90 49H92V48H90ZM213 50H215L214 52L217 54V56H216L215 59L212 58V54H213L212 52H213ZM95 52H97V51H95ZM0 53H2V52L0 51ZM60 53L63 54V56H62L63 59L59 57V56H61ZM66 53H67V56H66ZM46 56H47L48 60H46V58H45ZM40 57H44V58H40ZM39 58L42 59L41 61L43 63L39 61L40 60ZM10 59H12V58H10ZM44 59H45L46 62L43 61ZM207 60H209V61H207ZM52 61H56L57 64L55 65L54 63H56V62H52ZM78 61H80V62L83 63V65H79L80 67L82 66V69L80 68L82 71L80 72V71L77 70V72L82 73V74H78L77 77L75 75H69L68 72H67L68 69L71 70L70 68H72V67L75 68L74 65L77 66L76 64H80V63H78ZM12 62H13V60H12ZM51 62H52V65H53L52 67H50ZM186 62L189 63L188 64L189 66H187V67L185 66V63ZM11 65H14V62ZM22 65H24V64L22 63ZM7 66H9V64ZM20 66L21 65H19V68H18V66H14V67L18 68V71L17 72L15 71L16 74L19 73V69H23V67L20 68ZM31 66H32V68H31ZM2 68H3V66H2ZM10 69H12V71H13V68H10ZM206 69H209V70L206 71ZM23 70H22V73H20L19 75H21V74H23L25 72V69H23ZM74 70H76V69H72V71H73L72 73L75 72ZM12 71L10 70L8 72V75H9V76L7 75L8 78L9 77L10 78L11 77L14 78L16 76V75H12V76L10 75V73H13ZM86 73H88V76H86L87 75ZM46 74H48V75H46ZM210 74H214V71H212V73L210 72ZM102 75H103V77H102ZM55 76H56V78H55ZM195 76H198V78H195ZM12 78H11V80L10 79L9 80L12 81ZM16 78H19V77L16 76L14 78V80ZM94 78L96 80L99 78V80H100L101 83H103V82L105 83L106 82L105 84H106L107 90H104V92H101L100 90H103L105 88H103V89H100L99 88L98 89L99 92L96 91V92H98L97 94L94 93L93 96L91 95L92 97H94V95L96 94V96L94 98H97L98 94L100 95L99 96L100 99L98 98L99 99L98 102L95 104V106H93L94 108L92 109V108H89V107H91V104L89 102L92 103L93 98L91 96H87V94H84V93H88L90 95V94H92V92L95 91L94 89H96V85L97 84L100 85L99 87L103 86V85H101V83H99V80H97V81L95 80L97 84H95V83H93V85L91 84L92 86H94V84H95V87H94V89H92L93 91L92 90H89L91 92V93H89L88 86L86 87V85H89L90 83H92V81H93ZM214 78H217V75ZM60 79H62V80H60ZM102 79H105V80H102ZM213 80H214V82H216L215 79H213ZM22 81H23V79H22ZM64 81H62V82H64ZM73 81L74 80H72L71 82H73ZM71 82L69 84H67V85H71L72 84ZM5 83H9L10 84V82H5ZM15 83H16V80H15V82H11L12 85H10V87L13 86V88H15L14 87L15 85H13ZM18 83L17 84L20 85L21 83H24V82H21V78H20V82H18ZM34 83H36V82L34 81ZM32 84L33 83H31V85ZM39 84L40 83H38V84L36 83V85L33 84V86L36 87V88L35 87H33V88H35L36 91H37V92L35 91V93H38V94L44 92V90L42 92V90L40 89L41 86H39L38 87V90H37V86ZM53 84H56V83H53ZM216 84H219V82H217ZM78 85H79V87L81 86V84H78ZM92 86L89 87V88L91 89ZM10 87H9V89H11ZM20 87L23 88V89H25V88L29 89L28 87H24V86H21V85L19 87H17V88H20ZM208 87H207V89H208ZM215 87H216V89L218 88L217 85H215ZM13 88L11 90H13ZM16 89L14 91L15 93L18 90L21 91V93H22V91H25L23 89H21V90L20 89L16 90ZM221 89L223 91H221ZM4 90H5L4 87L0 86V94L2 92H4ZM11 90L9 92L7 90L8 94L11 93ZM78 90H79V88H78ZM19 91L16 94L19 95ZM46 91H48V90H46ZM106 91H108L110 94L107 93ZM74 92L79 96V98H77V99L74 98L75 96H77L76 94L74 95ZM168 92H173L174 93L173 96L170 97L169 99H164V100L161 99V98H159V95H162V94H165V93H168ZM227 93H229V94H227ZM49 94H51V93H49ZM1 95H4V94H1ZM230 95H232V96H230ZM4 96H2V98ZM9 96L10 95H7L6 98L8 99ZM13 96H16V95H13ZM72 96H74V97L72 98ZM88 97H91L92 100H90V98L88 99ZM9 98L10 99L12 98V99L11 100H7V101H9V103L12 104L13 97H9ZM37 99L38 98L36 97V100ZM0 101L3 102L2 100H0ZM63 101H65V100H63ZM205 102H204V104H205ZM233 102H235V103L233 104ZM9 103L7 102V104H9ZM2 104H0V106H1L0 111L2 110L1 112H4L5 104L3 106H2ZM7 104H6V106L8 107ZM39 104H41V103H39ZM52 104H50V105H52ZM59 104L61 105V103H59ZM19 105H21V104H19ZM63 105H65V104H63ZM223 106H222V108H223ZM45 108H50V107L49 106L48 107L46 106ZM86 108L87 109L89 108V110L90 109L91 110L88 111V110H86ZM51 109H54V108L51 107ZM5 110H8V109H5ZM60 110H62V109H60ZM66 110H70V109L66 108ZM66 110L62 111V114H63V112H65V114H66ZM10 111H12V110H10ZM38 111H36V112H38ZM45 111H47V109ZM28 112H30V111H28ZM49 112L51 113V111H49ZM55 112L56 111L53 110V113H55ZM60 112H59V115H60ZM98 112H100V110ZM5 113H6L5 115H7V113H9V112L7 111ZM38 113H39V115H38L37 119L39 118L40 114L41 115L43 114L42 111H41V113L40 112H38ZM38 113H36V115ZM53 113H52V115H54ZM56 113H58V112H56ZM14 114H15V112H14ZM33 114H35V113H33ZM47 114L48 113H45V115H47ZM48 115H50V114H48ZM74 115H75V113H74ZM176 115H177V119L178 120L177 119L176 120H170V117L176 116ZM227 115L229 116V114H227ZM237 115L240 116V117H238ZM47 116H45V117H47ZM209 116L210 115H208V117ZM29 117L30 118H32V117L35 118L33 115H32V117L29 115ZM45 117H44V114H43L41 116V119H44V122H45V120H49L50 122L48 121V125H50L51 127H54V126H52V125H54V123L51 122L52 119L51 120L48 119V118L45 119ZM52 117L53 116H51V118ZM232 117H235V115L232 116ZM249 117L246 118V119L248 120ZM20 118H22V117H20ZM64 118L67 119V120H69L70 116H69V118L68 117H64ZM101 118H103V117H101ZM26 119H28V118H26ZM37 119H34V120H37ZM246 119L245 120L243 119L241 125H244L246 123ZM39 120L40 119H38V121ZM67 120H66V122H64V124L67 123V125H69L68 122H67ZM90 120L87 119V121H89V122H90ZM106 120H108V119H106ZM111 120L115 121L114 119H111ZM71 121L72 120H69V122H71ZM31 122H33V121H31ZM35 122H37V121H35ZM74 122L75 123H78V122H76V119L74 120ZM239 122L241 123V121H239ZM262 122H264V121H262ZM262 122H259L262 127H260V126H259V128L257 127V129H258L257 131H259V130L262 129L263 130V133H261V131L254 132L256 128L254 129L253 127L250 126V125H252V126L255 125L256 126L258 123L257 124H250L249 123L250 125H248L247 127L245 126L246 127V129H245L244 126L238 127L237 126L238 125L237 122H235L236 123V126L233 129H235L236 127H238V128H241L242 127L241 128V129H243L242 131L249 132V134L252 133L251 135H253V136L259 135V133L262 134L261 136H264V125H263ZM49 123H51V124H49ZM37 124H39V123H37ZM55 124H57V122ZM81 124H83V123H81ZM81 124L80 125L75 124V125H78L76 127V126H73L72 123H70V126H71V129H74V128L81 127ZM219 124H221V123H219ZM222 124H224V123H222ZM260 124H258V125H260ZM58 125H60V123ZM58 125H56V126H58ZM67 125H66V127H68ZM90 125H92V123H90ZM233 125L234 124H232V126ZM35 126L36 127H33V128H38L37 125H35ZM43 126H45V125H43ZM39 127H41V126H39ZM47 127H49V126H47ZM51 127H49V128H51ZM229 127L231 128V125H229ZM112 128H114V129H112ZM64 129H66V128L64 127ZM79 129H81L80 131H83L82 130V127L79 128ZM177 129H179L180 132L177 133V134H175V135H172L173 132H174V130H177ZM237 129H235V130H237ZM74 130L76 131V129H74ZM224 130L227 131L228 129H225L224 128ZM235 130H233V131H235ZM35 131H37V130H35ZM75 131H73V132H75ZM228 131H230V130H228ZM8 132H10V131H8ZM236 132H232L231 131V133H236ZM240 132H239V134H240ZM245 132H244V134H246ZM77 133H78L77 136L79 134H82L81 132H77ZM228 133H230V132H228ZM24 134H26V133H24ZM75 134H76V132H75ZM4 135L6 137L7 134L4 133ZM152 135H155L156 138L154 136L153 137H150ZM226 135H228V134H226ZM236 135H238V134H236ZM3 136L0 133V140L3 138ZM16 136H18V135H16ZM261 136H259L258 138L260 139ZM5 137L3 138L4 139V142H7V141H5L6 140ZM82 137H83V134H82ZM88 137H86V138H88ZM103 137H105V136H103ZM127 137H130V138L133 137V138H136V139H140V140L143 141V143H144L145 146H141V147H138L137 149H133V150L128 149L125 146V141L128 139ZM174 137H176L180 142L187 144V146L191 148V152L187 156H184L183 155L184 156V159L182 158L180 160H176V162H177L176 163V167H175V164H174L175 162H173L172 157L168 153L167 154L166 153H162L160 150H158L156 148H153L152 147L153 145H151L149 143V141L157 142L158 140L159 141H163V142L164 141H167V140H175L176 141V139ZM250 137H249V140H250ZM11 138H13V137L11 136ZM34 138H36V137H34ZM39 138H38V140H39ZM53 138L54 137H52L51 139H53ZM59 138L61 139V137H59V136L56 137L57 140ZM153 138L156 139L157 141H154ZM262 138L263 137H261L260 140L264 141L263 140L264 138L263 139ZM7 140H8V142L10 140H15L16 142L18 141L17 139H10V136H9V138L7 136ZM78 140L79 139L77 138V141ZM80 140H81V138H80ZM88 140L89 139H87V141ZM226 140H228V138H226ZM232 140H233V138H232ZM255 140H253V141H255ZM47 141H49V140H47ZM243 141H245L244 138H243ZM80 142H83V140L79 141V143ZM69 143L71 144L72 142H69ZM158 143H160V142H158ZM77 144H78V142H77ZM161 144L159 146L162 147ZM22 145L23 144H21V146ZM19 146H17V147H19ZM76 146H78V145H76ZM22 147L24 148V146H22ZM45 147H47V146H45ZM80 147H79V149H81ZM155 147H157V146H155ZM39 148H41V147H39ZM107 148H110V146L107 147ZM145 148H146V150H145ZM33 150H38V148L37 149H33ZM81 150H83V149H81ZM81 150H79V152ZM28 151H30V150H28ZM103 151H105V150L103 149ZM112 151L113 150H111V152ZM114 151H116V148H114ZM48 152L46 153L47 155H48ZM17 153H18V151H16V154ZM83 153L85 154V153H88V152L87 151H85V152L83 151L82 153H80L82 155H79L78 157L75 156L74 157V161L75 162L72 161V163H77L78 162V161L75 160L76 158H82L81 156L87 155V154L83 155ZM112 153L114 155L115 152H112ZM160 153H162V156L159 157V154ZM50 154L53 155L52 152H50L49 155ZM73 154H75V152H73ZM91 154L93 156L92 151L89 154V156H85V157L86 158L87 157L90 158L91 157ZM52 155L49 156V157H51V158H49L50 160L49 159H47V160L44 159V160L45 161H50V162H55V160H57V159H54L53 157L55 155H57V154H54L53 157H52ZM95 155H97V154H95ZM12 156H13V154H12ZM17 156H19V155H17ZM85 157H84V159H85ZM93 157L90 158L91 161L90 160L89 161L86 160V161H88V163L86 164V170H85V166H84V163L86 161L83 160L84 162H82V161L79 160L81 162V164H79L78 167L80 168L81 165H83L81 167L82 169H80L81 170V173H84V171H82V170H85V171H87V169L91 170L92 167H93L94 168V171H95L97 169H100L102 166H105L106 165V164L103 165L104 162H101L100 163V159H99L98 156H96L94 159H92ZM255 157L256 158L259 157L258 159L261 158L260 155L259 156H255ZM263 157H264V155H263ZM1 158H4V156H2ZM1 158H0V160H1ZM57 158H59V157H57ZM64 158H66V156ZM149 158L154 160V162L157 165V170L156 169L150 170V168H147L146 166H144V161L146 159H149ZM51 159H53V160H51ZM178 159H179V156H178ZM58 160H60V159H58ZM72 160H73V158H72ZM257 161L258 160H256V162ZM4 162H7V161H4ZM80 162H78V163H80ZM68 163H70V162H68ZM72 163H70V166H72ZM194 163H195V165H193ZM38 164L40 165V164H43V163L40 162ZM45 164H46V162H45ZM259 164H262V162L259 163ZM1 165H3V164H1ZM46 165L45 166L43 165L44 166V169H45V173L47 171L46 168H48V166H49L48 164H46ZM87 165H88L89 168H87ZM7 166H8V164H7ZM24 166H26V165H24ZM53 166H54V164H53ZM57 166H60V165L57 164ZM74 166H72V167H74ZM245 166H246V164H245ZM260 166H263L264 167V162H263V165H260ZM36 167H38V165H36ZM49 167H52V166H49ZM72 167H70L69 169H71ZM253 167L254 166H252V169H253ZM263 167H261V168H263ZM62 168L63 167H61L60 169H62ZM77 168L74 169L75 171H72V169H71V173L67 172L69 175H71V177L68 176V175L65 176L63 178V180H62L63 182L60 181V183H62V184H58V182H56L61 177H57L58 179L56 178V181L55 182L58 185L55 184V187H56V185H57V187L55 188L54 186H52L53 187L52 189L55 188L56 190H54V191H56L57 194L60 191V196H61V194H63L62 192L64 190L66 196L71 200V199H73L74 196H76V193L74 191H77V190L78 191L80 190V192H84L85 191V188H84V190H81L80 189V186H82V183H84L83 182V178L85 180H89L88 177L90 175H94L96 173H94V172L93 173H90L92 171H88L90 174H87L88 172H86L84 174H87V175L82 174V176H81L80 170H77ZM256 168H258V167H256ZM51 169L54 170L55 168L52 167ZM181 169H183V170H181ZM37 170L38 171L41 170L43 172V174H44V170H42V168H39L38 167ZM20 171H21V169H20ZM27 171H23V172H26V174H25L24 177L30 178V179H31V177L34 178V174L32 175L31 174L32 172H30L29 175H28L27 174L28 173ZM77 171L79 172L80 176L77 173ZM119 171H122V172H119ZM128 171H126V173ZM61 172H65L64 175L67 174L66 171H62L61 170ZM74 172H76V173H74ZM129 172H131V171H129ZM184 172L187 173V171H184ZM5 173L7 174V172L4 171V169H1L0 170V178H2L1 180H3V179L6 180L7 177H10L9 174H7L8 176H6ZM50 173H51V171H50ZM73 173H74V175H77V174L78 175L77 176H74V175H72ZM43 174H41V177L45 175V174L44 175ZM101 174L103 175V173H101ZM19 175H20V172H19ZM185 175H187V174H185ZM5 176H6V178H3ZM11 176H13L14 177L13 179L15 180L16 176H14V175H11ZM38 176H40V175H38ZM60 176H62V175H60ZM72 176L76 177V179L73 180L74 177H72ZM94 176H96V175H94ZM187 176H190V175H187ZM204 176H206V175H203L201 177H204ZM41 177L36 178V180L39 179V178H41ZM66 177H70V178L68 179ZM138 177H139V179L137 177H135L136 180H133V181H135V183L137 182L136 183V187H137V184H139L137 180H140V177L141 176L138 175ZM146 177L147 176H145V178ZM89 178H91V176ZM149 178H147V179H149ZM64 179H67V180H64ZM101 179L104 180L105 178L101 176ZM106 179L109 180L108 178H106ZM113 179L114 178L110 179V182L108 184H111L112 186H114L115 190H116V187H120V186L121 187H124L123 184L126 183L125 182L126 180H123V178L122 179H114V180ZM187 179H189V178H187ZM42 180H44V179H42ZM92 180L95 182V179H92ZM98 180H99V183H100L99 184V188L96 189V191H95L96 193H93V197H91L90 195H86V194L84 195V193H82L83 194L84 204H86L89 208H92V210H90V211H93L94 214H96L98 212V210H99L98 209V206L100 208L102 207V204L101 205L98 204V198L99 197H103V195H102L103 192L102 191L108 185L105 182L103 183L102 180H100V179H98ZM176 180H178V179H176ZM184 180H185V178L182 180L183 182H180V181L175 182V184L170 185V186H167L166 189L168 191L173 192V193H178V191L180 190V188L182 186H184V185H182V184H184ZM22 181H25V180H22ZM39 182H40V180H39ZM47 182L45 181V184ZM87 182L88 181H86V184H87ZM52 183H53V181H52ZM40 184H38V186ZM70 184H72L73 186H75L74 188H77V189L74 190L72 188L70 190V188H69L68 190H66V188ZM105 184H106V186H105ZM129 184L130 183H128V185ZM185 184H186V182H185ZM101 185H104V188ZM84 186L85 185H83L82 187H84ZM58 187H60V188H58ZM134 187H135V185H134ZM182 188H184V187H182ZM200 188H202V185H201ZM136 189H138V188H136ZM98 191H99V193H100L101 196L99 195ZM117 191H119V190L117 189ZM183 191H185V190L183 189ZM56 192L53 193V197L55 196V193ZM112 193H114V192H112ZM209 193L207 191V194H209ZM211 193H213V192H211ZM211 193L209 195H211ZM120 194H122V193L120 192L119 195H117V196H120ZM214 194H215V192H214ZM214 194H212V197H213ZM172 195L174 196L175 194H172ZM261 195H262V193H261ZM56 196H58V195H56ZM62 196H64V195H62ZM180 196H181V199H182L183 196L182 195H180ZM200 196H202V195H200ZM197 197L198 198H201L199 196H197ZM262 197H263V195H262ZM56 198L58 199V197H56ZM56 198H54V199H56ZM121 198H123V197H121ZM179 198H176V200L174 199L175 201H173V202H176V204L178 205V207L180 209H183L182 208L181 200ZM196 198H192V199H195L194 201H197L198 198L197 199ZM202 198H203V196H202ZM47 200H50V199H47ZM77 200H78V202H80L79 200H81V199L78 197ZM107 200H110V199L107 198ZM125 200H128V199H125ZM202 200L204 201V199H202ZM206 200H208V202L211 203L210 201H212L214 199H210V200L209 199H206ZM217 200H219V198ZM9 201H11V200H9ZM100 201H101V203L104 202L101 199H100ZM194 201L192 203H194ZM203 201L200 200L198 202V204L199 203H205V201L204 202ZM54 202H57V201H54ZM116 202L118 204V201H116ZM126 202H128V201H126ZM129 202H131V200H129ZM159 202H161V201H159ZM182 202H184V201H182ZM60 203H62V202H60ZM185 203H189V202H185ZM195 203H197V202H195ZM57 204H55V205H57ZM119 204H120V202H119ZM130 204L132 205V203H130ZM171 204L174 205L175 203L173 204L171 202ZM213 204H215V203H213ZM11 205H12V203H11ZM20 205H21V203H20ZM46 205H48V204H46ZM202 205L204 206V204H202ZM111 206H114L115 207V204L114 205H111ZM126 206H127V204H126ZM26 207H28V206H26ZM117 207L115 209H117ZM121 207H122V205H121ZM138 207L139 208L141 207V209L145 213H147V215H149V214L150 215L151 214L157 215V214H159V212L161 210V208H159V206H158V204L156 202L142 203V204H139ZM204 207H206V205ZM212 207H214V206H211V208ZM28 208H30V207H28ZM84 208H86V207H84ZM15 209H16V207H15ZM191 209H193V208L191 207ZM202 209H204V208H202ZM212 209H214V208H212ZM13 211H15V210H13ZM84 211L86 212L85 209H84ZM110 211H111V209H110ZM210 212H208V213H210ZM87 213H88V211H87ZM87 213H85V214H87ZM91 213L92 212H90V214ZM126 214L128 215V213H126ZM76 215H78V214H76ZM209 215H208L207 218H211V216L209 217ZM6 217H8V216H6ZM188 217H190V216H188ZM73 218L76 219L75 217H73ZM88 218H89V216H88ZM98 218H100V217H98ZM127 218H129V217H127ZM131 218H133V217H131ZM37 219H39V218H37ZM37 219H34L33 221H35ZM46 219H48V218H46ZM74 219H73V222H76ZM176 219H178V218H176ZM8 220H10V218ZM40 220H42V219H40ZM48 220H46V221L48 222ZM118 220H121V219H118ZM125 220L123 219L122 221H125ZM133 220L135 221V219H133ZM137 220L139 221V219H137ZM37 221L34 222L35 223L34 225L29 224L30 226H28V224L27 225H24V223H22L23 224L22 226L23 227L24 226L26 227V228L24 227L23 230L24 229H27V228H32L34 230H36L37 228L38 229L40 228L39 229V231H40L41 229H43L44 224H43V226H41L40 223L42 221L41 222H37ZM122 221H118V222H122ZM128 221H129V219L126 220V222H128ZM157 221L158 222H156V223H159V220L158 219H157ZM161 221H162V219H161ZM193 221H195V220L193 219ZM36 222H37V224H36ZM113 222H115V221H113ZM118 222H116V223H118ZM154 222H155L154 220L148 222V223H150L149 225L152 224L151 226H148V223L147 222H146L145 225H147L149 228H151L150 230H152V229H154L155 227H157L159 225V224H155ZM7 223H9V222H7ZM15 224L17 226V223H15ZM48 224H50V223L48 222ZM160 224H161L162 227L160 226V228H159V226H158V229H160V230H161V228L162 229L163 228L164 229H169V228H167L168 225H165L164 223L163 224L160 223ZM9 225H11V224H9ZM126 225H123V226L122 225H119V226L114 227L113 229L115 231V230H117L116 228H120V229H118V233H119L120 230H123L124 231L125 228H128L129 229V226H126ZM134 225H131V226H134ZM153 225L154 226L156 225V226L154 227ZM208 225H210V224H208ZM215 226H217V225H215ZM172 227H177L178 230L175 229V228H173V229H175L176 232L177 231L178 232L180 231V233H181L182 230H180L178 226L172 225ZM172 227L170 228V230L173 231ZM19 228L21 229V226ZM45 228L47 229V227H45ZM101 228H103V227H101ZM11 229H14V228H11ZM128 229H126V230H128ZM144 229L147 230V228H144ZM164 229L161 230V231H165ZM28 230H30V229H28ZM48 231H51V230L48 229ZM12 232H15V231H12ZM29 232H31V231H29ZM43 232L46 233V231H43ZM56 232H59V231H56ZM124 232H126V231H124ZM23 233H25V232L23 231ZM27 233H25V234H27ZM65 233H66V231H65ZM92 233L88 237L87 236L86 237L84 236L86 238V240L85 239H82L81 236H79V238L76 237V238H78V240H76L75 237H73V236L72 237L69 236V237H71V239H74L75 240L74 242L79 241V243H82V244H79V245H82L81 246V251H80V252H82L81 255H85L86 254V257H89V258H86L85 256H84V258L85 259H88V260L89 259H92V258L95 259L96 257L98 258L97 255H99L100 252H101L98 249H102L101 247L99 248V246L102 245V241H105L104 240V237H102L103 234H104L102 232V230H96L93 234ZM143 233L148 234V236H150L149 234H152L153 231L148 232V230H147V231H144ZM154 233L158 234L157 233V230H155ZM31 234H32V232H31ZM39 234L42 235V232L39 233ZM121 234H124V233H121ZM142 234H141V236L140 235H138V236L142 237ZM156 234H153L155 236H153V237L151 236V238H149L147 235H145V236H147V238L146 237H144V238H146V240L148 239L149 241L150 240L151 241H154L155 240V237L157 236ZM177 234L178 233H176V236H178ZM20 235H23V234H20ZM61 235L62 234H60L59 236H61ZM87 235H89V234L87 233ZM170 235H173V234H170ZM54 236H56V234H54ZM176 236H175L174 239H176ZM11 237H14V236L12 235ZM62 237H64V236H62ZM169 238L172 239V237H169ZM100 239H101V241H100ZM132 239H133V237H132ZM135 239H133V241H135ZM179 239H180V236H179ZM181 239L184 240V238H181ZM28 240H30V239H28ZM83 240H85L86 243ZM138 240L141 241L140 239H138ZM148 240H147V242H148ZM183 240H179V241H183ZM25 242H24V244H25ZM106 242H107V240H106ZM160 242H162V241H160ZM168 242H170V241H168ZM168 242L166 244H168ZM172 242L170 243L171 245H173ZM62 243H65V242H62ZM83 243L85 245H83ZM98 243H100V244H98ZM132 243H134V242H131L130 244H132ZM151 243H153V244H151ZM151 243H149L150 245L148 246V244H146V243H144V242L141 241V242L137 243V244H139V247H136V244H135V246H133L132 248L130 247V249H133V250H130L129 249L130 251L128 250V247H127V251L125 250V252H123V254H125V255L128 256V254L129 255L132 254L133 251L136 250V249H137L136 251H138V250L142 251V249H144L146 247H150V246H151L150 249H152V248H154V246L152 247V245H155L157 242L154 241V242H151ZM74 244H76V243H74ZM105 244H107V243H105ZM166 244H164V248H162V246H159L158 243L155 245V247H157V246H159L158 248L161 247L159 250H161V252H163L162 255H164V251L163 250H167L166 249ZM184 244L186 245V242ZM205 244H207V243H205ZM15 245H17V244H15ZM19 245H17V246H19ZM177 245H176V242H175V245H174L173 249H176ZM182 245H183V243H182ZM182 245H178L177 248L180 249V247ZM123 246L126 247L125 245H123ZM198 246H200V245H198ZM25 247H27V246H25ZM78 248H80V247L78 246ZM139 248H141V249H139ZM158 248H156L157 250L155 248L152 251L150 250V252L152 253V255L153 254L155 255L154 257H157V255H156L157 253H159V254L161 253L158 250ZM181 248H182V251L181 250H178V249H177V251H181L178 254H181L182 253V255H179V256H180V258H182V261H183L182 263H184V264L186 263V261L183 258H184V256L186 258V256L188 254L191 257L190 259L189 258L188 259H189V261L192 262V264H207V261L214 260L213 259V256L214 255H212V253L210 251V250H212L211 247H205V248H202L200 250L193 251V252H189L191 249L184 251L183 250V246ZM28 250H30V249L28 248ZM61 250L64 251L66 249H61ZM115 250H117V249H115ZM154 250H156V251H154ZM168 250H172V249L168 248ZM122 251H124V250H122ZM157 251H159V252H157ZM186 251H188V252H186ZM155 252H157V253H155ZM175 252L176 251H174V253ZM184 252H186L187 254L186 253L183 254ZM219 252H221V251H219ZM119 253H121V252H119ZM165 253H168V252H165ZM16 254H18V253H16ZM60 254H62L63 257L65 256L63 253H60ZM74 254L75 253H73L72 257L74 256ZM123 254H121V255H123ZM136 254H137V252H136ZM144 254H145V252H144ZM178 254H174L175 256H172L171 255V258H169L170 260L168 259L169 256H164V257H165V260L167 259L166 260L167 263H168V261H170V264H173L175 262L174 260H176L177 263L175 262L174 264H179L180 261H181V259H180V261H179V259L178 260L176 259L177 257H179V256H176ZM33 255L34 254H32V256ZM53 255H52V257H53ZM67 255L69 256V254H67ZM76 255L77 256H75V257H78L79 254H76ZM121 255H120L119 258H121ZM125 255H123V256H125ZM162 255H159L158 260L156 258L155 259L156 261H152L153 263H150L149 262V260H153L154 259V258H151V257H150L151 259H148L146 261L145 260H143V261L141 260V261H142L143 264H154V262L155 263L156 262L163 263L162 261H164V259H162L161 262L159 261L161 259V256ZM218 255H220V254H218ZM50 256H51V254H50ZM56 256H57V254H56ZM118 256H119V254H118ZM141 256L143 257V255H141ZM195 256H197L196 257L197 260H193L192 259V257L195 259ZM23 257H25V256H23ZM23 257H21L22 260L25 259ZM39 257H38V259H39ZM114 257H115V255H114ZM142 257H139V258H142ZM240 257L242 258V256H240ZM47 258H49V257H47ZM60 258L62 259L61 255H60ZM84 258H82V259H84ZM123 258L124 259L121 258L120 260H125L126 256L123 257ZM41 259H43V258H41ZM54 259H55V257H54ZM218 259H215V260H218ZM226 259H227V257H226ZM48 260H51L52 261V258L50 257V259H48ZM55 260H53V261H55ZM116 260L119 261L118 258H116ZM34 261H36V260H34ZM34 261L32 260V261H29V262H34ZM41 261H43V260H41ZM51 261H49V262H51ZM70 261H71V256H70ZM99 261L101 262L102 260H99ZM171 261H173V262H171ZM230 261H231V259H230ZM84 262L81 261V263H84ZM86 262H87V260H86ZM100 262H99V264H100ZM131 262H133V261H131ZM57 263H55V264H57ZM78 263H80V262H77L76 264H78ZM139 263L140 262H138V264ZM167 263L165 262V264H167ZM182 263H180V264H182ZM213 263H214V261H213ZM213 263H210V264H213ZM217 263H219V262H217ZM217 263L215 261V264H217ZM242 263H244V262H242ZM22 264H24V263H22ZM26 264H28V262H26ZM123 264H124V262H123Z\"/></svg>",
	"mask_w": 264,
	"mask_h": 264
}]
</instances>
